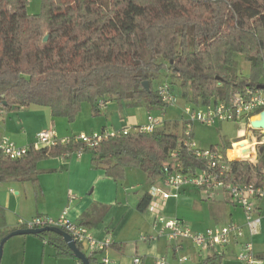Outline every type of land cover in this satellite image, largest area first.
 <instances>
[{"label":"trees","instance_id":"trees-1","mask_svg":"<svg viewBox=\"0 0 264 264\" xmlns=\"http://www.w3.org/2000/svg\"><path fill=\"white\" fill-rule=\"evenodd\" d=\"M42 4L41 13L30 14L28 0H0V106L6 111L39 104L50 106L52 117L72 122L84 102L99 115V102L113 97L158 109L162 104L153 83L166 70L177 78L182 97L194 105L227 100L237 90L262 84L264 0H43ZM239 54L251 64L248 75L237 69ZM145 81L150 91L143 86ZM178 126L110 135L83 150L91 151L93 164L115 179L123 178L126 168L138 167L155 180L164 176L165 165L173 169L178 161L185 168L202 164L180 144ZM82 147L73 139L39 148L30 145L26 154L11 159L0 150V182L35 180L40 160ZM213 147L225 152L232 146ZM174 150L179 151L177 158L170 156ZM229 164L235 177L264 183V148L257 162ZM150 199L145 194L140 209L147 208ZM2 214L0 210V221ZM37 235L54 243L58 255H71L83 264L61 235L50 231ZM4 236L0 231V242ZM96 254H87L91 263L103 264Z\"/></svg>","mask_w":264,"mask_h":264},{"label":"crops","instance_id":"crops-1","mask_svg":"<svg viewBox=\"0 0 264 264\" xmlns=\"http://www.w3.org/2000/svg\"><path fill=\"white\" fill-rule=\"evenodd\" d=\"M104 109L114 112L116 106L108 100ZM158 110L161 111L160 108ZM152 111L148 109V115ZM78 115L71 122L64 116L52 117L50 106H22L0 117V137L7 136L19 146H30L38 141V134L46 129H54L59 138L104 130L113 132L112 118L97 122L91 118L98 116L92 113V109L88 117L89 127L77 130L72 125ZM147 120L132 121L122 129L145 126ZM168 123V120H164L163 125ZM64 125L68 127L63 130L61 126ZM240 140L239 137L232 144ZM240 144L236 143L237 150ZM236 155L240 156L238 152ZM135 168L138 167L126 168L125 176L119 180L95 166L89 150L44 158L37 165L35 180L0 182V210L3 213L0 231L5 232L6 236L21 228L20 219H31L37 215L58 217L66 209L68 217L86 225L96 239H112V246L103 252L112 264H155V259L160 256L172 264H240L238 252L241 244L238 242L216 250L199 248L189 239L174 243L166 236H157L154 225L158 216L185 219L196 232L214 227L210 226L212 224L236 222L243 226V240L254 243L257 256L263 258L264 264V220L257 227V232L251 233L243 209L229 195L221 190L205 191L195 187H184L177 195L172 194L165 200L159 196L151 198L147 208L140 209L141 198L150 193L152 185L162 190L171 189L163 183V177L153 180L140 168L148 179L147 185L129 182V172L140 173ZM132 190L136 192L133 194ZM259 209L264 213V200L259 202ZM144 236H154V239L145 240ZM56 251L54 243L37 234L15 235L5 242L0 264H78L73 256L58 255ZM95 256L97 262L101 263L102 258L98 257V253ZM136 256L141 258L140 263L134 262ZM183 256L187 259L182 260Z\"/></svg>","mask_w":264,"mask_h":264},{"label":"built area","instance_id":"built-area-1","mask_svg":"<svg viewBox=\"0 0 264 264\" xmlns=\"http://www.w3.org/2000/svg\"><path fill=\"white\" fill-rule=\"evenodd\" d=\"M264 85V83H262ZM158 99L161 100L160 107L162 114L167 107L175 106L179 97L175 92L174 86L169 81H163L157 88ZM100 108L106 106V102H99ZM183 135L180 144L190 152L198 161L200 166H190L185 168L183 163L178 161L170 168L165 165L163 183L171 190H162L156 185L150 189L151 198L159 196L161 200L169 198L172 194L177 195L184 187H195L205 191L221 190L240 206L246 217V224L251 233L257 232V227L264 220V213L259 209V202L264 200V183L256 184L246 182L233 175L231 163L236 160H247L257 162L261 148H264V129L254 128L251 120L254 116L260 115L264 111V88L246 87L235 91L227 100H218L207 105H194L186 103L183 107ZM4 114L0 109V117ZM222 121L245 122L247 124L246 133L240 137L236 143L246 142L239 146L242 156L239 158L230 155L231 148L223 152L219 148H200L194 138L195 123L205 125H215ZM164 120L161 116L149 113L147 124L140 127L125 128L113 132H93L90 134H77L73 137L59 138L54 129L42 130L38 134V141L34 144L35 148L46 145H55L58 142L66 143L71 139L82 143L85 148H93L110 135L119 133L127 134L132 131H153L156 127L163 125ZM30 146H19L7 136L0 137V150L6 156L19 158L26 154ZM171 158H177L179 151L174 150L170 154ZM157 228V236H166L170 241L178 243L180 240L189 239L195 246L210 250L218 247H225L233 242L240 243L238 259L240 264H262L263 258L257 256L254 243L251 240H243V226L236 222H229L223 226L210 227L202 231H193L185 219L171 218L165 219L158 216L154 223ZM21 228L38 229L48 226L58 227L70 234L77 245H86L92 252H104L112 246V239H96L90 229L83 224L76 223L68 217L65 209L58 217L49 215H37L31 219H20ZM143 239L151 240L154 236H144ZM179 246V245H178ZM176 246V247H178ZM187 257L183 256L182 260ZM141 258L136 256L134 262L140 263ZM103 264H112L108 256L101 259ZM155 264H172L163 256L155 259Z\"/></svg>","mask_w":264,"mask_h":264},{"label":"rangeland","instance_id":"rangeland-1","mask_svg":"<svg viewBox=\"0 0 264 264\" xmlns=\"http://www.w3.org/2000/svg\"><path fill=\"white\" fill-rule=\"evenodd\" d=\"M43 0H28V6L27 9L28 13L30 14H39L42 12L43 9ZM237 62L238 71L242 74H250L251 72V64L245 60L243 55L239 54L237 55ZM163 81H169L174 86L175 92L177 93L179 97V101L175 106L167 107L166 112L162 114L161 111H157V109H153L152 113L157 116H161L163 120H168L170 123L174 121L175 119L178 120L176 123L179 124L178 126V133L183 135V107L186 103H189L185 100V98L181 95V87L177 80V78H174L171 74V71L168 70L164 71L158 76V79L153 83V88L157 89L161 82ZM262 83H264V76L261 78ZM110 103L113 106H116V109L114 112H107L102 110L101 113L94 118L93 120L99 122L103 120L104 118H112L111 123L114 125L112 127L113 131H118L123 128L124 125H128L132 121H144L147 120L148 115V109L146 107V104L141 103L137 105H128L125 101H117L115 97L110 100ZM122 105V109H121ZM91 104L89 102H84L82 104V108L80 111V114L78 115L77 121H75L74 125L76 129H86L89 127L90 122L88 120V117H90V109ZM1 111H6L2 106H0ZM4 112V113H5ZM90 118V119H91ZM64 119V118H63ZM65 121L67 119H64ZM92 120V119H91ZM67 122V121H66ZM74 122V121H72ZM166 124L167 129H172L175 125V122H172L171 124ZM168 125V126H167ZM66 125L61 126V129H65ZM71 127V126H70ZM76 130V131H77ZM247 130V124L245 122H233V121H222L218 122L215 125H205L202 123H195L194 126V138L198 144L199 149L200 148H211L213 146H232V142L236 141L239 137H242L244 133H246ZM234 149V148H233ZM235 150L236 152H240V148L238 146V150L235 144ZM240 154V153H239ZM239 156V155H238ZM134 170H137L139 175H136V171L133 173L132 171L129 172V182L136 183H142L144 186L147 185V178L145 173L135 168ZM133 194L136 192V190L131 191ZM215 225H224V223H218V224H212L210 226ZM209 226V227H210ZM82 249L85 253L89 254V250L86 245L82 246ZM98 257L101 259L104 254L103 252H97ZM4 255V254H3Z\"/></svg>","mask_w":264,"mask_h":264},{"label":"water","instance_id":"water-1","mask_svg":"<svg viewBox=\"0 0 264 264\" xmlns=\"http://www.w3.org/2000/svg\"><path fill=\"white\" fill-rule=\"evenodd\" d=\"M47 38H48V36L45 37V40H47ZM143 84H144L143 86L148 91H150L149 81H145ZM258 87L259 88H264V85L260 84ZM251 122H252L251 123L252 127L264 129V111L261 112L259 120H256V121L255 120H253V121L251 120ZM261 151H263V148L260 149V152ZM45 231L55 232V233L61 235L64 238V240L67 243V245L69 246V248L71 249V251L73 252V254L78 259H80L83 262V264H92L90 259H89V257H88V255L84 251H81L80 247L73 240V238L70 236L69 233H67L66 231H64L61 228L52 227V226H48V227H44V228H38V229L20 228V229H17L15 231H12L11 233H9L5 237H3L1 239V242H0V262H1L2 255H3L2 253H3V249H4V244L10 237L15 236V235L40 234V233L45 232Z\"/></svg>","mask_w":264,"mask_h":264},{"label":"bare ground","instance_id":"bare-ground-1","mask_svg":"<svg viewBox=\"0 0 264 264\" xmlns=\"http://www.w3.org/2000/svg\"><path fill=\"white\" fill-rule=\"evenodd\" d=\"M260 119V115H257V116H254L253 118H252V121L253 120H259ZM246 142H243V143H241V144H245ZM240 144V145H241ZM240 153V156H242V154H241V151L239 152ZM231 156H233V157H236V158H239L240 156H238V155H236V150H235V148L234 149H232V152H231Z\"/></svg>","mask_w":264,"mask_h":264}]
</instances>
